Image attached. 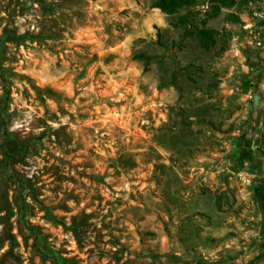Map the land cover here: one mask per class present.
Returning a JSON list of instances; mask_svg holds the SVG:
<instances>
[{
	"label": "rangeland",
	"instance_id": "rangeland-1",
	"mask_svg": "<svg viewBox=\"0 0 264 264\" xmlns=\"http://www.w3.org/2000/svg\"><path fill=\"white\" fill-rule=\"evenodd\" d=\"M155 1L0 0V264H264V0Z\"/></svg>",
	"mask_w": 264,
	"mask_h": 264
},
{
	"label": "trees",
	"instance_id": "trees-1",
	"mask_svg": "<svg viewBox=\"0 0 264 264\" xmlns=\"http://www.w3.org/2000/svg\"><path fill=\"white\" fill-rule=\"evenodd\" d=\"M250 0H244V3H248ZM197 0H156L153 6L159 8L163 13L172 15L178 12L183 7H190L195 5ZM214 5V9L208 15L210 17H216L221 11V7H231L235 0H211ZM228 19L239 20V17L231 13L228 15ZM218 34L217 30L208 28L197 29L196 35L199 38L202 46L206 50H210L215 45V35Z\"/></svg>",
	"mask_w": 264,
	"mask_h": 264
}]
</instances>
